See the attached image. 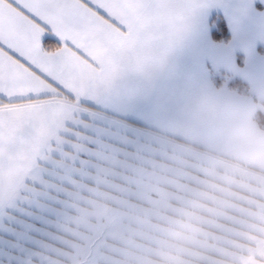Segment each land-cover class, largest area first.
<instances>
[{
	"label": "crops",
	"instance_id": "obj_1",
	"mask_svg": "<svg viewBox=\"0 0 264 264\" xmlns=\"http://www.w3.org/2000/svg\"><path fill=\"white\" fill-rule=\"evenodd\" d=\"M206 2L202 21L150 83L126 78L129 88L163 92L167 103L144 101L120 112L128 119L101 116L94 127L99 142L142 151L80 191L62 233L69 243L57 245L69 254L56 257L62 264H165L160 253L175 242L169 229L177 222L202 229L197 264H264V195L255 190L264 181V129L255 122L264 103V0ZM214 15L225 20L228 43L213 39ZM213 71L245 82L252 97L218 87ZM233 122L247 125L244 154L224 141ZM168 193L175 198L162 207Z\"/></svg>",
	"mask_w": 264,
	"mask_h": 264
},
{
	"label": "snow or ice",
	"instance_id": "obj_2",
	"mask_svg": "<svg viewBox=\"0 0 264 264\" xmlns=\"http://www.w3.org/2000/svg\"><path fill=\"white\" fill-rule=\"evenodd\" d=\"M209 6L0 0V264H62L56 257L69 254L57 245L69 243L62 233L80 191L142 151L101 143L94 127L144 101L167 103L126 78L150 83Z\"/></svg>",
	"mask_w": 264,
	"mask_h": 264
},
{
	"label": "clouds",
	"instance_id": "obj_3",
	"mask_svg": "<svg viewBox=\"0 0 264 264\" xmlns=\"http://www.w3.org/2000/svg\"><path fill=\"white\" fill-rule=\"evenodd\" d=\"M248 136L246 124L243 122H233L225 129L224 141L233 153L244 154L249 150ZM257 157L264 164V147H261L258 151ZM212 174L216 176L221 175L215 170H213ZM255 190L264 195V181L260 182V186ZM172 198H175L174 194L168 193L162 200V207H168V201ZM213 199L215 200L216 198ZM216 214H222V209L217 210ZM177 223L180 224L179 228L169 229L171 235L175 238V242L171 244L165 242L166 251L160 254L163 256L165 264H197V259L201 254L195 248L197 246H205V243L200 240L202 229L180 222Z\"/></svg>",
	"mask_w": 264,
	"mask_h": 264
},
{
	"label": "trees",
	"instance_id": "obj_4",
	"mask_svg": "<svg viewBox=\"0 0 264 264\" xmlns=\"http://www.w3.org/2000/svg\"><path fill=\"white\" fill-rule=\"evenodd\" d=\"M212 37L216 42L228 43L231 35L228 31L225 20L220 15H214L212 18ZM213 80L218 87L226 85L229 89L235 90L243 95L251 96L248 85L225 73H215L213 71ZM260 109L255 115V122L260 128L264 129V103H260Z\"/></svg>",
	"mask_w": 264,
	"mask_h": 264
}]
</instances>
